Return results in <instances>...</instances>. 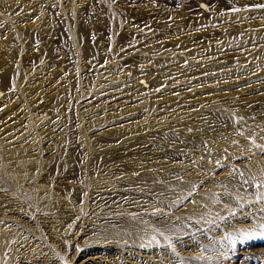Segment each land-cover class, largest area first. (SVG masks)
Instances as JSON below:
<instances>
[{
  "label": "rangeland",
  "instance_id": "rangeland-1",
  "mask_svg": "<svg viewBox=\"0 0 264 264\" xmlns=\"http://www.w3.org/2000/svg\"><path fill=\"white\" fill-rule=\"evenodd\" d=\"M137 69L158 89H139ZM1 85L0 232L33 253L19 264H227L264 244L245 177L264 163V0H0ZM209 99L244 117L212 120ZM167 121L207 139L163 144ZM189 179L221 184L213 210L170 195ZM122 221L178 229L137 247L106 236Z\"/></svg>",
  "mask_w": 264,
  "mask_h": 264
},
{
  "label": "bare ground",
  "instance_id": "bare-ground-1",
  "mask_svg": "<svg viewBox=\"0 0 264 264\" xmlns=\"http://www.w3.org/2000/svg\"><path fill=\"white\" fill-rule=\"evenodd\" d=\"M198 9L202 10V5H200L198 7ZM201 12V11H200ZM203 12V11H202ZM233 35H235L233 29L229 30L225 33V39H231L233 38ZM90 50V49H88ZM88 50H84L81 54L86 57L89 56L90 57V52L85 53V51ZM93 55V54H92ZM137 64V63H136ZM143 67V66H140ZM139 67V68H140ZM135 68V67H134ZM134 74V79L136 82V79H138L137 85L138 88L141 89L144 86H146V88H157V86L159 85V81L157 77L151 78L153 80H151L149 82V85L147 84V82L143 79V76L140 71H138V69L136 71H133ZM132 72V73H133ZM131 77V75H129ZM146 76V75H145ZM150 77V76H149ZM148 77V78H149ZM123 78V77H122ZM136 78V79H135ZM147 78V77H146ZM147 78V80H148ZM150 79V78H149ZM131 81V80H130ZM135 84V83H134ZM2 87V85L0 86ZM135 87V86H134ZM133 88V87H132ZM136 87V89H138ZM158 89V88H157ZM163 89V88H162ZM135 90V89H134ZM152 90V89H150ZM153 91V90H152ZM150 91V93L152 92ZM173 91V90H172ZM148 93V92H147ZM154 93V92H153ZM208 104H210L208 107V110L206 112V114H210L209 116H211L212 120L215 121H222L225 120L226 122L229 123H233L241 118L244 117V114L240 111H236V112H232L230 109V106H228L227 108L224 107L222 103H213L211 99L208 100ZM177 105L180 109V104H176V105H170L169 108L171 109H176ZM144 105H142L141 107H143ZM176 106V108H175ZM221 106V107H220ZM146 107V108H145ZM145 109H149V113H153V112H158V110L161 109H157V107L153 104H150L145 106ZM183 107V106H182ZM168 108V109H169ZM200 108V107H199ZM178 110V109H177ZM199 110V109H198ZM194 111V110H192ZM202 111V110H201ZM200 111V112H201ZM198 112V113H200ZM175 113V112H174ZM158 114V113H157ZM188 114V113H187ZM186 114V115H187ZM195 114V113H194ZM154 116L156 114H153ZM178 114H175V116ZM196 115V114H195ZM203 115V114H202ZM174 116V117H175ZM181 116V115H179ZM189 116V115H188ZM177 117V116H176ZM175 117V118H176ZM182 117V116H181ZM180 117V118H181ZM208 117V116H206ZM158 118V117H157ZM172 118V117H171ZM179 118V117H178ZM179 118V120H180ZM187 118V117H186ZM177 119V118H176ZM190 119V118H189ZM204 118H202L203 121ZM207 119V118H206ZM155 120V119H154ZM170 120V119H169ZM168 120V121H169ZM230 120H233V122H231ZM170 126V129L168 131L167 134H165V138L162 139V142H166L168 141V139H173V141L175 143H181V142H189L190 144H196L197 143L201 144L202 141H204L205 139H207V137L205 136V134L203 133L205 129L202 130V128H200V126L202 127V125H198V127H196V123L195 126H191V130L193 131L192 135H189L188 132L183 133V132H179L176 128H173V121L168 122ZM171 121V120H170ZM174 121H176L174 119ZM186 121V120H185ZM159 122V121H158ZM181 122V120H180ZM211 122V121H210ZM156 123V122H155ZM188 123V122H187ZM162 124V123H161ZM181 124V123H180ZM180 124L178 123L177 125H179V129H180ZM184 124V123H183ZM182 126L184 127V124ZM189 124V123H188ZM201 124V123H198ZM203 124V122H202ZM234 124V123H233ZM110 125V124H108ZM156 125V124H155ZM194 125V124H193ZM228 125V124H227ZM175 126V125H174ZM181 126V127H182ZM231 126V125H230ZM182 127V129H183ZM206 126H204L205 128ZM115 128H109L107 129V135L106 138H108L107 140L109 141H116L119 140L118 138L120 137L119 132L116 133L114 131L111 132V130H113ZM176 129V130H175ZM189 129V128H188ZM103 130V129H102ZM118 130V129H116ZM184 130V129H183ZM104 131V132H106ZM188 131V130H187ZM190 131V130H189ZM206 131V130H205ZM103 132V131H102ZM110 132V133H109ZM122 132V131H121ZM166 133V132H165ZM105 134V133H104ZM119 134V135H118ZM209 135V134H208ZM96 136V135H94ZM101 136L102 133H101ZM105 136V135H104ZM97 138V137H96ZM104 138V137H103ZM209 138V137H208ZM210 139V138H209ZM105 140V139H104ZM170 141V140H169ZM168 141V143H169ZM163 142V144H164ZM171 142V141H170ZM205 142V141H204ZM198 146V145H197ZM145 147V146H144ZM200 148V145H199ZM211 148V147H210ZM24 149V148H23ZM197 149V148H195ZM20 152L22 151L21 147H17V148H13L12 152ZM18 152V153H19ZM193 153L196 154V152L193 151ZM134 154V153H133ZM205 154V153H204ZM209 154V153H208ZM207 154V155H208ZM205 156V155H204ZM195 157V156H194ZM197 157V156H196ZM172 160V159H171ZM197 160V159H196ZM255 167H252L251 169L245 170V174H246V180L249 181L250 184L255 185L258 187V192L256 193V197L258 199H264V163H263V169H261L257 164L253 163L252 164ZM201 166V165H200ZM201 171V170H200ZM205 173V172H204ZM7 176H5L4 174L1 175V178L3 180V178H7L8 177V173H6ZM203 175V174H202ZM158 176L154 175V174H150V173H145V174H141L137 177H135L133 179V182H137V184L139 183V185L141 186H145V188L147 187H156L158 185H152L154 182L158 181L159 179H157ZM160 178V177H159ZM161 179V178H160ZM188 179V178H187ZM178 181V180H176ZM174 182V181H173ZM169 183V182H168ZM135 185V183H133ZM167 184V183H166ZM171 184V183H170ZM170 184H168L170 186ZM173 184V183H172ZM198 184V183H197ZM196 184V182H193L192 180H185L183 182H177L174 183V189L173 192L170 194L173 197L178 198L179 200H184L185 198H188L190 195V193H195V196L192 197L191 196V201L192 203H198L200 205H203L206 208H203V212L204 210L208 209V210H213L215 207L214 205L216 204V196L218 194V192L222 191L223 189L221 188V184L217 183V182H211L210 185H207V187L203 188L202 190L198 189V185ZM164 185V184H163ZM144 188V187H143ZM158 190V189H157ZM119 204V203H118ZM122 204V203H121ZM125 202L122 204L124 206ZM52 205V202L49 200V197H45L44 199H42L41 201V205L42 207H44L45 209H48L49 206ZM198 206V205H197ZM207 210V211H208ZM203 214L197 215V217L202 216ZM118 216V215H117ZM117 219V218H116ZM112 220H108L107 223H112ZM123 222V221H122ZM125 223V225H124ZM124 225V226H123ZM177 225H175L176 227ZM174 226H151L145 223H131V222H123L122 223V228H118V227H113V228H109L105 231L106 236L111 237L114 241L117 242H124L125 243H129L132 244L134 246H141V245H152L155 244L157 240H159V238H161V233H166V232H174V230L178 227L175 228ZM15 230V229H14ZM89 232V231H88ZM167 234V233H166ZM170 234V233H169ZM161 235V236H160ZM168 235V234H167ZM166 235V236H167ZM91 238V234L89 235ZM95 236V235H93ZM165 236V235H164ZM18 235L15 233L10 232V230H2L0 232V264H19L18 261L19 259L22 257H29L30 255H32L33 253L30 251L27 254H25L24 252L20 251L19 248L17 246H15L16 240H18ZM165 238V237H164ZM162 240V239H161ZM159 240V241H161ZM164 240V239H163ZM158 241V243H159ZM121 244V243H120ZM119 245V244H118ZM126 245V244H125ZM261 245H264L263 243L254 240V241H250L248 243H246L245 248H243L242 250L237 249L239 251L236 250V253H234L233 256H231V258L228 260L227 264H264V246L263 247H259ZM246 254H252V257L250 258L246 256ZM256 255V256H253ZM85 256V254H84ZM83 256V257H84ZM28 259V258H27ZM83 260L80 261V264H87L89 261L87 258H82ZM93 261V260H92ZM90 264V262L88 263Z\"/></svg>",
  "mask_w": 264,
  "mask_h": 264
}]
</instances>
